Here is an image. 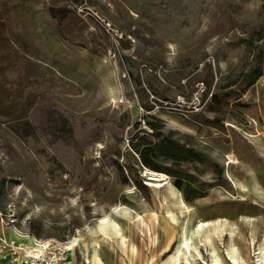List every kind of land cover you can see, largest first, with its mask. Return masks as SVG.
<instances>
[{"label":"rangeland","instance_id":"374dc122","mask_svg":"<svg viewBox=\"0 0 264 264\" xmlns=\"http://www.w3.org/2000/svg\"><path fill=\"white\" fill-rule=\"evenodd\" d=\"M51 11L67 41L60 65L81 83L60 80V93L72 97L44 100L28 120L0 125V210L15 211L20 233L60 243L121 204L144 214L148 234L116 216L143 257L104 240V264H159L186 224L227 219L242 256L256 264L251 238L264 236V0H67ZM145 167L166 173L175 195L149 187ZM8 231L0 223V236ZM227 237L214 242L229 262ZM199 247L200 262H209L210 246ZM70 255L82 263L81 249Z\"/></svg>","mask_w":264,"mask_h":264},{"label":"crops","instance_id":"0c3cea01","mask_svg":"<svg viewBox=\"0 0 264 264\" xmlns=\"http://www.w3.org/2000/svg\"><path fill=\"white\" fill-rule=\"evenodd\" d=\"M64 3L67 0H0V125L28 120L44 100L72 97L60 93V80L70 86L81 83L59 62L60 43L67 41L52 26L51 10L53 4ZM44 84H49L45 91ZM3 228L9 229L3 234L10 239V227Z\"/></svg>","mask_w":264,"mask_h":264},{"label":"bare ground","instance_id":"6f19581e","mask_svg":"<svg viewBox=\"0 0 264 264\" xmlns=\"http://www.w3.org/2000/svg\"><path fill=\"white\" fill-rule=\"evenodd\" d=\"M232 161L233 160L230 162ZM144 175L149 180L147 185L152 189L159 191L163 187H168L171 189L172 194L175 195L170 177L166 173L145 167ZM178 204L182 211H190V206H187L181 198H179ZM133 214L131 209L127 206H123L122 204L116 206L112 213L99 218L97 223H95L94 226H88L85 232L78 230V233L72 236L68 241L61 243L57 242V245L61 251L67 254H75L77 248L81 249L83 252V261L81 264H104L100 254L101 244L104 240H114L122 249H127L131 257L134 259L141 258L143 256L140 255L141 253H139L138 246L135 242H129L121 222L116 217L117 215L128 217L129 220H133L136 228L141 233L147 231L148 234L150 228L146 216L139 212H136L135 215ZM151 215L155 221L159 220L160 214L158 212L152 211ZM165 217L173 225H176L178 222V217L173 210L167 209ZM247 221L248 223L253 222L252 219H247ZM10 230L12 232L10 242L23 247L28 256L31 257L34 253H38L43 249L41 243L37 242L33 236L20 233L15 226L10 227ZM224 234L228 236L226 254L229 262L224 260L215 247L214 242L215 237L221 238ZM236 235L237 226L235 224H230L227 219L212 221L199 220L198 223L194 224L191 228L186 224L182 228L179 234V240L172 249L171 254L164 260H161L159 264H202L200 260L204 261V257L199 247L200 244L210 246V260L207 263L203 262V264H251L248 259L242 256L240 247L235 242ZM196 238L198 241H196ZM51 240L53 239H44V244L47 245L46 242ZM156 240L157 237L154 238V242H156ZM251 245L257 257V259H255L256 264H264V236L258 243L252 237ZM3 260L5 262L2 263ZM10 260L11 259L8 261L7 254L0 253V264H12L13 261Z\"/></svg>","mask_w":264,"mask_h":264},{"label":"built area","instance_id":"2783aa9c","mask_svg":"<svg viewBox=\"0 0 264 264\" xmlns=\"http://www.w3.org/2000/svg\"><path fill=\"white\" fill-rule=\"evenodd\" d=\"M102 22L105 20L102 19ZM107 26L116 36L121 37L118 30L112 28L110 24ZM16 221V213L13 209H9L8 213L0 210V223L3 227H12ZM29 235L43 246V249L33 256H28L23 247L10 242L5 236H0V252L8 251L12 255L13 264H74L71 255L61 251L56 241L51 240L45 245L44 239Z\"/></svg>","mask_w":264,"mask_h":264}]
</instances>
